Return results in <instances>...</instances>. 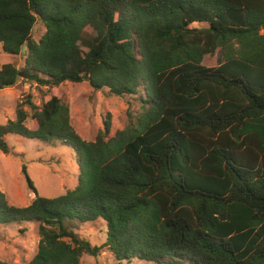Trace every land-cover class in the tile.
<instances>
[{
    "label": "trees",
    "instance_id": "16d2710c",
    "mask_svg": "<svg viewBox=\"0 0 264 264\" xmlns=\"http://www.w3.org/2000/svg\"><path fill=\"white\" fill-rule=\"evenodd\" d=\"M263 29L264 0H0L2 51L26 48L21 68L0 67V91L46 88L0 125V153L15 135L65 145L79 167L74 189L26 207L0 191V225H38L29 264L98 256L72 225L99 220L118 264H264ZM217 53L219 65L203 64ZM66 82L130 96L138 109L114 133L108 115L86 141L57 94Z\"/></svg>",
    "mask_w": 264,
    "mask_h": 264
},
{
    "label": "rangeland",
    "instance_id": "374dc122",
    "mask_svg": "<svg viewBox=\"0 0 264 264\" xmlns=\"http://www.w3.org/2000/svg\"><path fill=\"white\" fill-rule=\"evenodd\" d=\"M46 30L41 21L33 28L32 37L39 41ZM264 33V29L261 31ZM25 50L15 58L2 51L0 46V67L15 63L19 68L24 64ZM221 62L220 53L208 55L203 64L214 67ZM57 94L70 106L71 124L77 133L86 141H94L100 130L104 128V120L111 117L112 133L123 129L128 121L127 112L138 109V103L130 96L116 97L106 90H95L88 82H66L56 88ZM46 92L45 87L19 82L16 86L0 91V125L15 120L16 108L27 95H32L34 102L41 104ZM29 119L26 124L35 128L29 107ZM11 147L10 154L0 153V191L8 201L16 206H29L36 195L54 198L65 194L77 185L79 167L74 151L60 143L49 146L37 140L24 139L15 135L7 136ZM26 167L35 190L30 189L23 174ZM73 230L82 239L93 246L101 247L98 256L83 255L80 264H118L112 253L104 247L107 238V227L103 220L95 223H74ZM40 235L38 225L25 223L20 226L0 225V261L9 264H29L38 251ZM122 264H154L142 261Z\"/></svg>",
    "mask_w": 264,
    "mask_h": 264
}]
</instances>
